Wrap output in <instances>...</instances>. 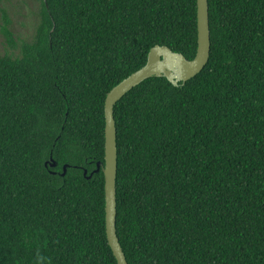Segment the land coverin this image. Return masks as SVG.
Listing matches in <instances>:
<instances>
[{
	"label": "trees",
	"instance_id": "1",
	"mask_svg": "<svg viewBox=\"0 0 264 264\" xmlns=\"http://www.w3.org/2000/svg\"><path fill=\"white\" fill-rule=\"evenodd\" d=\"M6 0H0V4ZM0 56V264H117L105 232L104 102L154 46L192 60L196 0H35ZM210 53L113 109L127 264H264V0H208Z\"/></svg>",
	"mask_w": 264,
	"mask_h": 264
},
{
	"label": "water",
	"instance_id": "2",
	"mask_svg": "<svg viewBox=\"0 0 264 264\" xmlns=\"http://www.w3.org/2000/svg\"><path fill=\"white\" fill-rule=\"evenodd\" d=\"M196 5L197 48L194 58L189 61L168 47L154 46L148 53L146 64L111 89L105 98L104 164L101 168L98 165L96 171L101 169L104 177L106 239L117 264L127 262L116 235L117 146L113 109L118 101L146 79L164 77L173 86L184 85L204 69L210 53L208 0H196Z\"/></svg>",
	"mask_w": 264,
	"mask_h": 264
},
{
	"label": "rangeland",
	"instance_id": "3",
	"mask_svg": "<svg viewBox=\"0 0 264 264\" xmlns=\"http://www.w3.org/2000/svg\"><path fill=\"white\" fill-rule=\"evenodd\" d=\"M5 11L9 21V29L13 35L14 45L32 41L39 21L41 4L35 0H6L0 4L1 12ZM17 48L12 47L3 33V23L0 19V56L16 55Z\"/></svg>",
	"mask_w": 264,
	"mask_h": 264
}]
</instances>
